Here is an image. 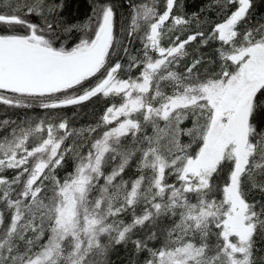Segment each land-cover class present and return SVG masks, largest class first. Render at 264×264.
<instances>
[{
	"label": "snow or ice",
	"instance_id": "6c2138e0",
	"mask_svg": "<svg viewBox=\"0 0 264 264\" xmlns=\"http://www.w3.org/2000/svg\"><path fill=\"white\" fill-rule=\"evenodd\" d=\"M226 2L238 6L203 40L221 44L219 71L204 79L197 71L200 60L183 73L174 70L187 55L186 45L204 37L203 32L162 44L174 28L189 23L173 15L176 0H166L162 13L154 2L134 4L128 35L143 30V49L142 57L129 55L127 69L140 71L122 79L124 66L119 60L111 64L117 51L112 5L94 9V20L86 24L58 29L48 20L56 6L45 0L15 5L8 0L9 11L0 12V90L13 95H0V102L26 107L30 98L44 109L79 105L97 95L121 102L110 104L95 127L77 131L66 120H41L17 125L0 139V173L16 170L11 180L0 175V202L11 212L0 234V264H97L93 258L108 250L103 238L124 243L135 228L161 216L178 217L161 247L134 241L138 251L149 253L146 264H253L264 207L258 212L248 202L242 183L245 176L264 173V129L254 123L255 114L264 112V25L241 34L238 25L247 19L252 0ZM32 15L43 17V23L32 22ZM73 33L79 36L74 39ZM122 51L129 53L127 47ZM97 74L100 79L85 88ZM77 87L80 94H68ZM185 121L191 127H182ZM101 127L102 134L86 153L77 152L74 170L61 179L56 170L76 151L65 140ZM129 137L134 147L123 144ZM137 154L140 175L129 185L122 174ZM108 157L119 163L105 174ZM226 169L220 188L214 177ZM168 175H175L179 186L168 183ZM16 185L22 187L12 199ZM253 186L264 191V185ZM140 202L144 211L131 223L118 219ZM154 238L155 233L149 237Z\"/></svg>",
	"mask_w": 264,
	"mask_h": 264
},
{
	"label": "trees",
	"instance_id": "16d2710c",
	"mask_svg": "<svg viewBox=\"0 0 264 264\" xmlns=\"http://www.w3.org/2000/svg\"><path fill=\"white\" fill-rule=\"evenodd\" d=\"M28 3H32L33 0H25ZM17 0L12 3L15 5ZM20 4L23 2L18 1ZM49 6H56L57 13L48 15V20L55 21L58 25V29H63L69 25H83L89 22V18L93 17V10L99 8L100 5H112L115 11V32L117 35V51L112 54L111 64L114 61L119 62L124 66L120 71L119 77L124 79L131 75L135 78L140 69H127L129 55L142 57V41L141 37L144 35L143 30L136 33L134 36L129 37L130 31L132 6L134 4L139 5L142 3H155L157 10L162 12L166 7L165 0H45ZM8 3V2H7ZM4 0H0V8L8 10L5 7L7 4ZM236 4H227L226 0H176V5L173 8V15L183 16L189 21L183 28L177 27L169 32L162 40L163 46H169L179 36L181 40L187 38L188 35H192L198 32H203L204 37H197L195 41H192L186 45L187 55L181 60L180 64L174 69L183 73L187 66L191 65L194 60H200V65L197 66L201 79L211 76L213 73L219 71L220 59L218 55V49L221 44L218 41H209L207 44L203 43V40L208 37L214 28L215 24L224 21L231 11H234ZM34 23L42 24L43 17H37L35 15L29 16ZM260 25H264V0H252V6L249 10L248 17L238 25V31L243 34L249 28H255ZM165 27H171V20H169ZM127 47L129 53L126 55L122 48ZM110 64V65H111ZM94 79H91L84 87L91 86L94 83ZM82 90L79 87L70 91L69 93L78 92ZM165 91L170 89L165 88ZM119 97H103L97 95L91 99L82 102L79 105H70L67 107L57 109H44L40 107L39 100L27 99L25 103L28 105L15 106L8 105L0 102V139L8 136L12 128L17 125L29 126L39 123L41 120L45 122H51L58 124L62 120L68 122L69 129L81 130L87 129L90 126L95 127L100 121L101 114H103L104 108L109 104L119 103ZM4 121H8L7 125L3 124ZM254 123L258 126V129H264V112H257L254 117ZM161 122L160 127H163ZM182 127H191V121H185ZM105 129L99 128L96 133L89 135L87 132H83L79 136H70L65 140V146H73L76 151H70L65 158L64 164L56 170V174L63 179L69 172H72L75 168L77 161V152L81 155L88 151V147L93 139L97 138ZM149 134L152 133V127L149 125L147 128ZM184 143H188L189 137L181 138ZM36 141H30L29 146H32ZM123 144L127 147H134V142L129 137L123 141ZM195 148V145L193 146ZM139 160V154L132 159L128 167H126L122 174V179L129 181V185L132 180L136 179L140 172L137 168ZM119 163V158L115 161L111 157L107 158L104 166L105 174L111 172ZM0 175L6 176L9 180L15 177L16 170L6 169ZM120 178H118L119 180ZM167 182L172 184L176 181L175 175H168L166 177ZM227 179V169L225 172L214 177V184L222 188L224 181ZM103 183V180L100 181ZM264 185V173L257 172L253 179H249L247 176L243 177L242 188L246 194V199L249 203L256 205V210L259 212L264 207V191L260 187H254L253 185ZM22 185H16L15 191L12 193V199H15L17 193L21 190ZM95 196V193H93ZM216 198H221V193H216ZM193 202H195L193 198ZM145 204L140 202L134 209H129L121 216L118 217L125 224L131 223L134 216L141 215L144 211ZM0 212L4 214V224L0 226V234L3 233L5 228L10 222L11 212L7 207L6 202H0ZM178 218V217H177ZM170 216H161L156 221L146 223L144 226L135 228L132 233L129 234L126 242L121 244H109L107 237L103 238V242L108 245V250L105 255H97L93 259L97 261V264H146L149 259V253L145 250H137L134 241L140 240L146 242L149 248L158 249L162 246L166 234L169 228L173 226L174 220ZM264 219V216L261 217ZM215 231V230H214ZM155 233L154 239H149L152 234ZM211 242L215 243L216 237L213 235ZM23 250L24 245H20ZM253 264H264V229H258L254 237L253 248Z\"/></svg>",
	"mask_w": 264,
	"mask_h": 264
},
{
	"label": "rangeland",
	"instance_id": "374dc122",
	"mask_svg": "<svg viewBox=\"0 0 264 264\" xmlns=\"http://www.w3.org/2000/svg\"><path fill=\"white\" fill-rule=\"evenodd\" d=\"M6 3L8 2V0H4ZM15 0H13V2H14ZM18 1H20V2H26L25 0H17V2ZM165 2H166V0H165ZM106 5V4H105ZM238 5H236V7H237ZM164 9H165V7H164ZM236 9V8H235ZM164 11V10H163ZM162 11V12H163ZM235 11V10H234ZM161 12V13H162ZM231 12H233V11H231ZM231 14V13H230ZM230 14H228V16L230 15ZM227 16V17H228ZM93 20H94V17H93ZM225 20V19H224ZM222 22V21H221ZM220 23V22H219ZM79 36V33H73V38L75 39L76 37H78ZM100 78V74H97V77L95 78V80H94V83L98 80ZM93 83V84H94ZM92 85V84H91ZM78 92H82V90H78ZM74 93H77V92H74ZM74 93H68L69 95H74ZM2 95V94H1ZM3 95H5V96H12L13 94H3ZM120 103V102H119ZM119 103H116V104H119ZM110 105V104H109ZM109 105H106V107L104 108V111L106 110V108L109 106ZM104 111H103V113H104ZM103 114H101V116H102Z\"/></svg>",
	"mask_w": 264,
	"mask_h": 264
},
{
	"label": "flooded vegetation",
	"instance_id": "af4514ba",
	"mask_svg": "<svg viewBox=\"0 0 264 264\" xmlns=\"http://www.w3.org/2000/svg\"><path fill=\"white\" fill-rule=\"evenodd\" d=\"M7 11H9V9L8 10H5V9H2V8H0V12H7ZM18 31H23L22 29H17ZM3 95V94H11V93H8V92H5V91H3V90H0V95Z\"/></svg>",
	"mask_w": 264,
	"mask_h": 264
},
{
	"label": "water",
	"instance_id": "95a60500",
	"mask_svg": "<svg viewBox=\"0 0 264 264\" xmlns=\"http://www.w3.org/2000/svg\"><path fill=\"white\" fill-rule=\"evenodd\" d=\"M115 62H116V61H114V63H115ZM114 63H112V64H114ZM109 66H111V65H109ZM99 79H100V78H99ZM97 81H98V80H97ZM97 81H96V82H97ZM96 82H95V83H96ZM95 83H94V84H95ZM94 84H92V85H94ZM88 87H89V86H88ZM86 88H87V87H86ZM80 93H81V92H77V93H74V95H78V94H80Z\"/></svg>",
	"mask_w": 264,
	"mask_h": 264
}]
</instances>
